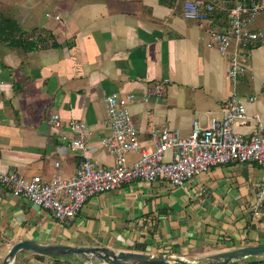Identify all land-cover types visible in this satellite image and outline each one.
<instances>
[{"label":"crops","instance_id":"1","mask_svg":"<svg viewBox=\"0 0 264 264\" xmlns=\"http://www.w3.org/2000/svg\"><path fill=\"white\" fill-rule=\"evenodd\" d=\"M184 1L0 0V23L15 22L26 43L0 40V171L48 182L58 170L71 177L80 160L62 147V137H72L71 119L88 127V156L102 168L112 166L113 157L100 143L108 132L104 99L112 93L135 95L129 110L142 149L153 148L151 126L186 137L194 120L205 127L211 117H222L232 93L255 98L246 106L248 119L234 127L250 137L254 115L264 119V45L250 50L248 68L231 84L228 59L207 47L208 30L225 29L226 16L186 20ZM263 27L264 13L251 24ZM164 79L165 92L147 96L150 85ZM53 114L61 121L58 128L47 123ZM138 157L128 155L127 163ZM261 188L264 168L256 163L216 165L179 187L164 181L124 184L90 197L63 223L0 185V264L10 247L24 240L162 254L192 263L264 245V195L253 214ZM85 262L21 251L13 264ZM235 262L264 264V255Z\"/></svg>","mask_w":264,"mask_h":264},{"label":"built area","instance_id":"2","mask_svg":"<svg viewBox=\"0 0 264 264\" xmlns=\"http://www.w3.org/2000/svg\"><path fill=\"white\" fill-rule=\"evenodd\" d=\"M216 11L225 12L226 28L209 29L207 47L228 59L226 78L235 84L248 68L250 50L264 45V27L251 28L255 19L264 13V0L238 2L231 8H227L226 0H186L182 4V16L189 21L209 22ZM166 82L164 79L150 85L147 96L162 95ZM135 101L136 97L131 93H112L104 99L108 132L100 143L113 157L112 166L102 168L88 156V127L77 119H71L67 129L72 137H62V147L77 152L80 158L71 177H62V171L58 170L48 182L39 176L26 178L14 172L0 171V185L10 187L14 195L49 211L54 219L69 223L90 197L127 183L164 181L179 187L216 165L253 162L264 168V119L254 115L256 130L248 138L234 131L235 126L248 119L246 106L255 98L242 100L232 93L224 104L222 117H211L205 127L194 120L186 137L166 126H151V150L141 148L138 131L131 119L129 106ZM47 123L56 128L61 125L54 114L49 116ZM133 153H139V157L128 164L127 157ZM55 167H58L57 163ZM263 195L261 188L256 195L254 216L259 213ZM84 264L92 263L86 261Z\"/></svg>","mask_w":264,"mask_h":264},{"label":"water","instance_id":"3","mask_svg":"<svg viewBox=\"0 0 264 264\" xmlns=\"http://www.w3.org/2000/svg\"><path fill=\"white\" fill-rule=\"evenodd\" d=\"M21 251H31L38 255L56 258L79 257L88 262L97 261L106 264H230L245 258L263 256L264 245L225 251L207 256L201 262L192 263L179 257L162 254L146 255L123 251L115 252L105 247L43 244L24 240L10 247L1 264H13L16 255Z\"/></svg>","mask_w":264,"mask_h":264},{"label":"trees","instance_id":"4","mask_svg":"<svg viewBox=\"0 0 264 264\" xmlns=\"http://www.w3.org/2000/svg\"><path fill=\"white\" fill-rule=\"evenodd\" d=\"M227 1V8L233 7L238 2H249V0H226ZM223 14L225 12L216 11L214 14ZM10 23V24H9ZM7 23H0V40L5 42L6 44L10 45H21L26 46V43L21 39V31L19 26L15 22Z\"/></svg>","mask_w":264,"mask_h":264}]
</instances>
